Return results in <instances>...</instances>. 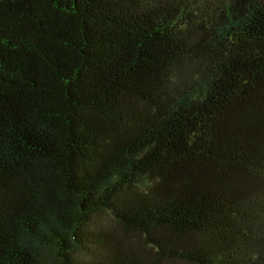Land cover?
I'll return each mask as SVG.
<instances>
[{"label": "trees", "instance_id": "trees-1", "mask_svg": "<svg viewBox=\"0 0 264 264\" xmlns=\"http://www.w3.org/2000/svg\"><path fill=\"white\" fill-rule=\"evenodd\" d=\"M166 262L264 264V0H0V264Z\"/></svg>", "mask_w": 264, "mask_h": 264}, {"label": "rangeland", "instance_id": "rangeland-1", "mask_svg": "<svg viewBox=\"0 0 264 264\" xmlns=\"http://www.w3.org/2000/svg\"><path fill=\"white\" fill-rule=\"evenodd\" d=\"M98 220H100L102 223H105V224H109V225H112L115 227V230H116V234L119 236V238H125L127 239L128 241H130L134 246L136 247H145L144 244H143V241H142V238L138 235V234H135V233H132V232H128V231H125L123 230L122 228H120L119 226H117L112 217L109 215V214H103L101 215ZM146 249H149V247H145ZM164 264H186V263H182V262H166Z\"/></svg>", "mask_w": 264, "mask_h": 264}]
</instances>
